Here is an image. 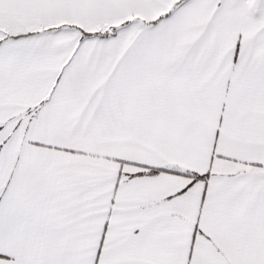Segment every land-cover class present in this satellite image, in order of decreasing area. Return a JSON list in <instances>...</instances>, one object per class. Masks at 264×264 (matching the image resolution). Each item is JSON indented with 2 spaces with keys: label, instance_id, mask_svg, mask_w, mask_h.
I'll return each mask as SVG.
<instances>
[{
  "label": "snow or ice",
  "instance_id": "obj_1",
  "mask_svg": "<svg viewBox=\"0 0 264 264\" xmlns=\"http://www.w3.org/2000/svg\"><path fill=\"white\" fill-rule=\"evenodd\" d=\"M0 264H264V0H0Z\"/></svg>",
  "mask_w": 264,
  "mask_h": 264
}]
</instances>
